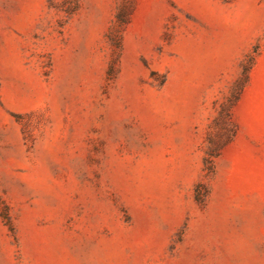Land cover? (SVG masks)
Returning a JSON list of instances; mask_svg holds the SVG:
<instances>
[{
  "label": "rangeland",
  "instance_id": "obj_1",
  "mask_svg": "<svg viewBox=\"0 0 264 264\" xmlns=\"http://www.w3.org/2000/svg\"><path fill=\"white\" fill-rule=\"evenodd\" d=\"M0 264H264V0H0Z\"/></svg>",
  "mask_w": 264,
  "mask_h": 264
}]
</instances>
